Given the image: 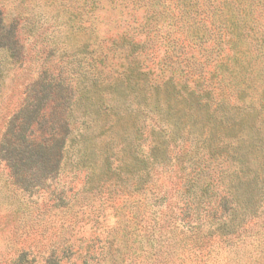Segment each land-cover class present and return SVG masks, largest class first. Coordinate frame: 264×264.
Masks as SVG:
<instances>
[{
    "label": "rangeland",
    "instance_id": "1",
    "mask_svg": "<svg viewBox=\"0 0 264 264\" xmlns=\"http://www.w3.org/2000/svg\"><path fill=\"white\" fill-rule=\"evenodd\" d=\"M201 4L202 10L211 8ZM97 5L93 0H0L6 19L16 20L21 57L20 62L7 59L2 63L0 140L7 120L26 96V86L43 67L61 74L66 64L75 70L78 60L86 56L84 45L92 51L99 44L102 37L98 35L104 34L107 23L97 17L112 14L119 19L108 22L109 28L116 31L123 27L124 16L118 6L114 8L106 0L103 6ZM243 7L251 14L245 25L238 21L237 29H243L248 37L241 40L234 60L223 61L217 75L204 80L208 81L206 89L223 86L231 97H242L251 105L242 127L260 139L257 147L262 150L252 159L253 167L260 170L264 169V54L249 33L264 27V0ZM237 9L235 2L230 3L222 8L220 17L235 20ZM184 19L174 15L172 23L180 28L174 35L190 31L185 29ZM202 46V55L188 49L173 58L160 47L149 65L160 61L162 74L174 72L184 78L204 60L208 72L212 64L207 63L219 60L216 52L209 53ZM80 121L89 126L98 157L93 164L97 174L102 169V148L114 134L101 127V118ZM118 125L115 128L120 132ZM236 128L225 123L219 132L220 140L228 142L224 144L228 151L235 145ZM177 143L170 148L171 166L161 162L159 173L151 174L142 184L112 172L100 180L98 176L88 178L90 175L71 164V147L57 177L42 188L24 191L12 182L0 155V264H264V172L257 183L261 186L263 182V193L247 201L248 209L238 208L234 201L244 196L240 197L238 179L230 176L237 161L232 151L226 160L218 154L208 169L206 201L198 205L194 188L187 195L185 187L183 195L178 187L179 169L188 162L180 153L181 142ZM198 214L207 223L193 221ZM224 215L231 221L225 229H217L215 218ZM242 220L246 223H239Z\"/></svg>",
    "mask_w": 264,
    "mask_h": 264
},
{
    "label": "trees",
    "instance_id": "2",
    "mask_svg": "<svg viewBox=\"0 0 264 264\" xmlns=\"http://www.w3.org/2000/svg\"><path fill=\"white\" fill-rule=\"evenodd\" d=\"M93 1L98 4L96 7L103 6L104 0ZM106 1L120 8L123 27L116 31L109 28L108 22L119 19L112 14L97 17L107 23L104 34L98 35L102 38L92 51L84 45L86 56L78 60L79 67L74 70L66 64L63 74L43 67L26 86L25 98L7 120L0 140V155L12 182L24 191L42 188L46 181L60 174L72 147L71 164L90 175L88 178L98 176L100 180L112 172L142 184L151 174L159 173L161 162H169L171 166L170 148L180 141V153L188 162L179 169L178 187L183 195L185 187L187 195L194 188L196 203L205 202L211 159L220 154L226 160L232 151L238 165L235 164V172L230 176L238 179L240 197L244 196L243 199L236 197L234 203L238 208L248 209L247 201L263 193V182L261 186L257 183L264 172L252 165L253 155L258 157L262 150L257 147L260 139L242 127L248 114L246 110L252 107L242 97H231L223 86L206 89L208 81L204 79L217 75L215 71L223 61L234 60L241 40L248 37L243 29L242 32L237 29L238 21L245 25L246 16L251 14L243 6L262 0ZM202 2L211 8L200 9ZM234 2L238 5L236 21H224L220 17L222 8ZM175 14L179 19L186 18L185 29H190L186 35L173 34L180 32L172 23ZM15 23V19H6L0 9V80L4 61H21ZM251 32L264 54V27ZM202 44L205 51L216 52L219 60L207 63L212 64L208 72L204 69V60L199 63V69L188 70L184 78L174 72L162 74L160 61L149 65L160 47L173 58L188 49L202 55ZM81 118H101V127L114 134L113 140L102 148L99 157L102 169L97 174L93 170L96 155L92 136ZM118 123L122 127L120 132L115 128ZM225 123L237 127L235 145H230L229 151L224 145L228 142L220 140L219 132ZM200 216L193 221L207 223ZM229 221L224 215L214 222L217 229H225Z\"/></svg>",
    "mask_w": 264,
    "mask_h": 264
}]
</instances>
